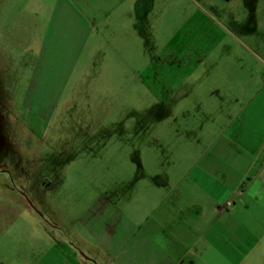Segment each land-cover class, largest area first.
<instances>
[{"label": "rangeland", "instance_id": "rangeland-1", "mask_svg": "<svg viewBox=\"0 0 264 264\" xmlns=\"http://www.w3.org/2000/svg\"><path fill=\"white\" fill-rule=\"evenodd\" d=\"M53 1L0 0V264L50 257L54 201L73 213L175 155L243 170L253 144L241 126L264 122V0H170L83 48L52 29ZM241 202L237 215L264 218Z\"/></svg>", "mask_w": 264, "mask_h": 264}, {"label": "crops", "instance_id": "crops-1", "mask_svg": "<svg viewBox=\"0 0 264 264\" xmlns=\"http://www.w3.org/2000/svg\"><path fill=\"white\" fill-rule=\"evenodd\" d=\"M169 1L54 0L48 8L52 29L74 31L75 46L83 48L96 38L95 30L136 31L138 17L164 13ZM235 125L230 121L225 128ZM250 127L258 133L252 142ZM241 128L246 144H253L243 170L222 173L205 166V160L219 159L215 154L175 155L164 168L147 175L139 170L112 194L95 193L73 213L54 201L61 233L56 240L51 236L50 257L45 251L38 264H264V218L237 215L245 211L233 206L241 200L247 208L251 202L264 207V122ZM220 175L235 196L227 208L229 196L217 197Z\"/></svg>", "mask_w": 264, "mask_h": 264}, {"label": "built area", "instance_id": "built-area-1", "mask_svg": "<svg viewBox=\"0 0 264 264\" xmlns=\"http://www.w3.org/2000/svg\"><path fill=\"white\" fill-rule=\"evenodd\" d=\"M233 204V201L231 199L227 200V202L225 203V205L228 207V206H231ZM225 206V207H226Z\"/></svg>", "mask_w": 264, "mask_h": 264}]
</instances>
